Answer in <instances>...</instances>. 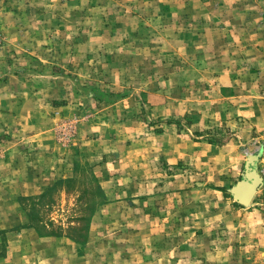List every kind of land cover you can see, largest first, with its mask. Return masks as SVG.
I'll list each match as a JSON object with an SVG mask.
<instances>
[{"label": "rangeland", "instance_id": "374dc122", "mask_svg": "<svg viewBox=\"0 0 264 264\" xmlns=\"http://www.w3.org/2000/svg\"><path fill=\"white\" fill-rule=\"evenodd\" d=\"M262 128L264 0H0V264H264Z\"/></svg>", "mask_w": 264, "mask_h": 264}, {"label": "built area", "instance_id": "2783aa9c", "mask_svg": "<svg viewBox=\"0 0 264 264\" xmlns=\"http://www.w3.org/2000/svg\"><path fill=\"white\" fill-rule=\"evenodd\" d=\"M248 142L243 147V154L249 158L255 157V164L257 173L260 176V183L258 186L259 195H264V128L254 129L250 132Z\"/></svg>", "mask_w": 264, "mask_h": 264}, {"label": "water", "instance_id": "95a60500", "mask_svg": "<svg viewBox=\"0 0 264 264\" xmlns=\"http://www.w3.org/2000/svg\"><path fill=\"white\" fill-rule=\"evenodd\" d=\"M255 157L251 156L246 162V179L236 187L237 197L244 203L249 204L260 183V176L254 167Z\"/></svg>", "mask_w": 264, "mask_h": 264}, {"label": "crops", "instance_id": "0c3cea01", "mask_svg": "<svg viewBox=\"0 0 264 264\" xmlns=\"http://www.w3.org/2000/svg\"><path fill=\"white\" fill-rule=\"evenodd\" d=\"M173 161V160H172Z\"/></svg>", "mask_w": 264, "mask_h": 264}]
</instances>
